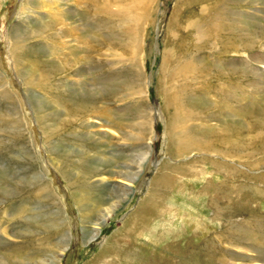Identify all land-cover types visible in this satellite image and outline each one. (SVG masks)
<instances>
[{"label":"rangeland","instance_id":"obj_1","mask_svg":"<svg viewBox=\"0 0 264 264\" xmlns=\"http://www.w3.org/2000/svg\"><path fill=\"white\" fill-rule=\"evenodd\" d=\"M75 1L0 0V264H264V0Z\"/></svg>","mask_w":264,"mask_h":264},{"label":"bare ground","instance_id":"obj_2","mask_svg":"<svg viewBox=\"0 0 264 264\" xmlns=\"http://www.w3.org/2000/svg\"><path fill=\"white\" fill-rule=\"evenodd\" d=\"M73 1V0H72ZM75 1V0H74ZM76 2V1H75ZM74 22V21H73ZM185 143V142H184ZM181 144V143H180ZM146 158V156L145 155H143V157L141 158V161H144V159ZM142 166V165H141ZM141 166H140V168H141ZM130 179L132 180V178L130 177ZM114 210V208L112 207V208H109L108 210H106L104 213H103V218L102 219H105L106 217H108L109 216V214L112 212ZM103 221L101 220L100 221V225H102L101 223H102ZM93 236H95V234H93L91 237H93ZM67 245V244H66ZM66 245L65 246H63V247H61V251H64L65 250V248H66ZM105 250V249H104ZM103 250V251H104ZM106 251V250H105ZM53 258H55V257H53ZM58 260H57V258L55 259V261L53 260V259H51L50 261H49V263L48 264H56V262H57Z\"/></svg>","mask_w":264,"mask_h":264},{"label":"water","instance_id":"obj_3","mask_svg":"<svg viewBox=\"0 0 264 264\" xmlns=\"http://www.w3.org/2000/svg\"><path fill=\"white\" fill-rule=\"evenodd\" d=\"M159 31V30H158ZM157 38H158V36H157ZM157 41V40H156Z\"/></svg>","mask_w":264,"mask_h":264}]
</instances>
